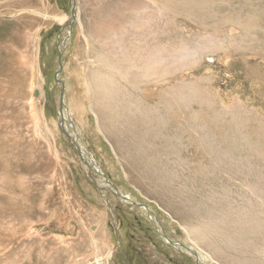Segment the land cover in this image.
Here are the masks:
<instances>
[{
	"label": "rangeland",
	"instance_id": "rangeland-1",
	"mask_svg": "<svg viewBox=\"0 0 264 264\" xmlns=\"http://www.w3.org/2000/svg\"><path fill=\"white\" fill-rule=\"evenodd\" d=\"M76 2L70 30L73 0H0V264H89L97 253L100 264H198L165 241H189L199 222L187 215L264 217V0ZM152 54L168 58L155 81L141 72ZM100 74L121 106L151 91L144 119L130 105L133 141L144 134L143 148L125 143L133 156L107 132L120 138L126 127L98 121L91 91ZM163 97L180 104L178 115H167ZM70 122L106 177L81 158L64 131L76 136ZM244 229L232 227L230 253L264 264L261 227Z\"/></svg>",
	"mask_w": 264,
	"mask_h": 264
},
{
	"label": "bare ground",
	"instance_id": "bare-ground-1",
	"mask_svg": "<svg viewBox=\"0 0 264 264\" xmlns=\"http://www.w3.org/2000/svg\"><path fill=\"white\" fill-rule=\"evenodd\" d=\"M77 17V16H76ZM86 37V36H85ZM187 45V44H185ZM161 52V51H160ZM176 52V51H175ZM101 53V52H100ZM178 55L175 56V54L170 56L171 62L173 63L174 59L177 57ZM147 58V57H145ZM167 57H165V55L163 56H158L156 57L155 54H152V56H150L147 61L142 65L141 67V72H143V75L148 76L149 80H154L160 75V74H164L163 72L158 71L157 69V65L158 63L161 61L163 62H167ZM104 60V59H103ZM106 60V59H105ZM102 61V60H101ZM141 62V61H140ZM100 63V62H99ZM101 65V64H100ZM111 66V65H110ZM122 66V65H121ZM160 66V65H159ZM163 66V65H162ZM100 67V66H99ZM102 67V66H101ZM104 67V66H103ZM109 67V66H108ZM116 67V66H115ZM114 67V68H115ZM106 68V67H105ZM137 68V67H136ZM164 68V67H163ZM102 69V68H101ZM100 70V69H99ZM112 70V69H111ZM106 71V70H105ZM109 71V69H108ZM102 73V72H101ZM139 73V72H138ZM111 74H113V72H111ZM107 75V74H106ZM118 75V74H117ZM110 76V75H109ZM113 76V75H112ZM163 76V75H162ZM100 78V79H104V81L100 80V81H94L93 82V86H92V93L94 94V99L96 101L95 105L97 107V110L99 112L100 118L98 116V121L100 119V124L103 126L105 125V122L108 124V126L114 127V125H118L117 123L120 122L119 124H122L124 127H126L127 129V133L124 136H121L120 138H118L117 136L114 135V133L111 132V130L107 131L108 133L110 132V134L112 135L113 139H114V143L116 144V148L125 156L130 155L133 156L131 153V150H134L135 147L139 146L140 148L142 146H140V143L144 141V134H141V136H137L138 138H136L137 143H135L133 141V136H132V130H133V124H134V119H135V112L132 111V107L130 106L131 104L135 105L134 107H136V111L139 109L140 113H142L141 117L142 119H144L146 117V112L144 109H141V105L142 103H144L147 95H151V91H148V89L144 88L141 89V92L139 94V97L137 99H134L132 95H128V99H127V95L125 96V98L123 100L127 102L126 105L121 106L120 102L122 101L120 99V97L117 95V90H116V84L110 80L109 78L103 76V75H96V78ZM139 78V77H138ZM90 81V80H89ZM160 81V80H159ZM152 82V81H151ZM128 83V82H127ZM126 83V84H127ZM170 84V83H169ZM89 85V83H88ZM92 85V84H91ZM120 85V84H119ZM187 85V84H186ZM118 86V85H117ZM170 86V85H169ZM169 86H167L166 88H168ZM89 87V86H87ZM174 86H170L168 88V90L173 89ZM87 89V88H86ZM91 89V88H90ZM127 89V88H126ZM125 89V90H126ZM120 90V89H119ZM88 91V90H87ZM171 92V91H170ZM172 93V92H171ZM124 96V95H123ZM166 97V96H165ZM165 97H163V102L165 104V107H167V109L169 110L167 112V115L169 116H173V115H178V113L176 112V107H179L178 103H176V106H173L170 103L165 101ZM181 97V96H179ZM174 103V102H173ZM202 103V102H201ZM200 103V104H201ZM203 104V103H202ZM206 104V103H205ZM204 105V104H203ZM202 106V105H201ZM200 106V107H201ZM32 107V106H31ZM204 107V106H203ZM201 107V108H203ZM187 108V107H186ZM94 109V108H93ZM187 111V110H186ZM32 114H34V116H32L33 120L36 122L38 120V114L37 112L34 110V108H32L31 110ZM139 112V111H138ZM173 113V115H172ZM151 123L154 122V117L153 115H149L147 117ZM175 120V119H174ZM217 120V119H216ZM218 121V120H217ZM115 125V126H116ZM120 127V126H119ZM108 128V127H106ZM107 129H105L106 131ZM125 132V130H124ZM132 132V133H131ZM221 132V131H220ZM109 134V135H110ZM216 134V133H214ZM217 136V135H216ZM214 140V139H213ZM139 142V143H138ZM214 142V141H212ZM125 143L132 145L133 144V149L130 148L131 150L129 151V153L126 151V147L124 146ZM139 144V145H138ZM145 146V145H144ZM125 148V149H124ZM143 148V147H142ZM124 149V150H123ZM139 149V148H138ZM142 150V149H141ZM136 152V151H135ZM86 153V152H85ZM85 153L83 152V156H85L86 158H88ZM124 156V157H125ZM90 157V156H89ZM89 160H92L93 162L94 159L92 158H88ZM126 159V158H125ZM129 159V158H128ZM130 160V159H129ZM96 164V163H95ZM234 165V164H232ZM230 166V165H229ZM98 170H100V168L98 167V165L95 166ZM234 167V166H232ZM236 168H238L236 166ZM101 171V170H100ZM239 171V170H238ZM237 173V172H236ZM240 173V172H239ZM248 173V172H247ZM102 178H104L102 176ZM108 181V180H107ZM238 188V187H237ZM116 192L118 193L119 197L122 198V200L126 203H133V204H137L140 207L144 208L147 211H151L149 206L143 204V203H139L138 201L133 200V198L129 195V194H125L123 193L119 188H116ZM123 195V197H122ZM125 197V198H124ZM260 199V198H259ZM252 204V203H251ZM188 205V204H186ZM190 205L189 204V210L190 209ZM192 205L196 206L197 204L194 202L192 203ZM191 205V207H192ZM204 206V205H203ZM252 206V205H251ZM187 207V206H186ZM206 207V206H205ZM252 208V207H251ZM256 208V207H255ZM187 209V208H186ZM249 209V208H248ZM188 210V211H189ZM198 210V208H197ZM200 210V208H199ZM207 210V209H205ZM204 210V211H205ZM242 210V209H241ZM247 211V210H246ZM251 212V210H249ZM195 212L194 210H192V213ZM209 212H211V210L209 209ZM243 212V211H242ZM248 212V211H247ZM261 212V211H260ZM252 213V212H251ZM255 213V212H254ZM196 214V213H194ZM200 214V213H199ZM262 214V213H261ZM206 215V214H205ZM257 215H259L257 213ZM208 216V215H207ZM253 216H244V217H235L236 220H230L228 215H225L226 218L221 217V218H212L211 216L205 218V221H202L199 219L200 218H194L192 215L188 216L187 215V221H197L199 222V226L194 227V226H190L187 228L188 230V239L189 241H191V243L186 239H172L168 236V234H164L165 236V241L169 242L171 244H173L174 246H176L179 249H182L184 251H186L187 253H189L190 255L194 256L196 262L198 264H202L200 263V260L203 262H206L208 264H211V261H214V259H217L218 257H222L221 259H217V262L220 263H224V264H251L253 262H249L247 259L244 261L242 259H239L237 256V253L235 254H231L230 250L232 249L234 242L236 241V237L232 234H230V231L232 230H236L237 234H243L244 232V228L245 226L249 225V226H259L262 229V233L260 236V241H262V244L264 245V217H254ZM150 217V216H149ZM186 218V216H185ZM152 222L154 221L156 224V227L158 226L157 224V220H155V218H151ZM186 222V221H185ZM184 223V222H183ZM227 223V227L225 226V224ZM235 226H239V228L236 227V229H234ZM248 228V227H246ZM186 229V228H185ZM254 229V228H253ZM257 229V228H255ZM260 229V230H261ZM252 230V229H251ZM235 231V232H236ZM233 232V233H235ZM249 232V230H248ZM252 232V231H250ZM249 232V233H250ZM258 232V231H257ZM261 232V231H259ZM248 233V234H249ZM255 233V232H254ZM251 234V233H250ZM249 234V235H250ZM256 234V233H255ZM244 235V234H243ZM254 235V234H253ZM239 236V235H238ZM243 237V236H242ZM246 237V236H245ZM248 237V236H247ZM259 237V236H258ZM238 238V237H237ZM240 238V237H239ZM251 238V237H248ZM99 242V241H98ZM97 242V243H98ZM241 244L243 245V247H247L250 244L249 240H244L242 241L241 239ZM252 244V243H251ZM260 244V245H262ZM100 245V244H98ZM253 246V245H251ZM239 247V246H238ZM241 247V246H240ZM250 247V245H249ZM235 248V247H234ZM205 249V250H204ZM226 249L229 251V253H227ZM246 249V248H245ZM252 249V248H251ZM254 249V248H253ZM257 249V248H255ZM264 249V248H263ZM97 251V250H96ZM107 251V250H106ZM207 253V254H206ZM103 253H97L96 254V259L94 261H91L89 264H100V260H97L103 256H100ZM99 255V256H98ZM109 255V253H108ZM253 257V256H252ZM254 258V257H253ZM103 261V260H102ZM205 263V264H206Z\"/></svg>",
	"mask_w": 264,
	"mask_h": 264
},
{
	"label": "water",
	"instance_id": "water-1",
	"mask_svg": "<svg viewBox=\"0 0 264 264\" xmlns=\"http://www.w3.org/2000/svg\"><path fill=\"white\" fill-rule=\"evenodd\" d=\"M76 0H73V6H72V10H71V13H72V20L71 22L69 23V28L70 30L73 29L76 21H77V17H76ZM62 58H63V51L61 48H59V51H58V59H59V70L58 72L56 73V81L59 83L60 85V105H61V112L63 114V106L65 105V102H64V96H65V83L58 77V75L63 71V62H62ZM63 118L64 120H66L67 118H65L64 114H63ZM72 128L74 129V133H75V137L72 135V133L70 131H67L66 129H64L65 133L67 134V136L70 138V140L74 143L76 149L78 150L81 158L83 159V161L85 162L86 165H88V167L91 169V170H94L98 175L100 176H103V177H106L104 172L98 170L95 166V162H93L92 160L90 161L88 158H86L85 156H83V149L80 147V144H79V139H78V133L76 132V129L74 127V125L70 122ZM96 182V181H95ZM113 185V184H112ZM97 186L100 187L97 183ZM115 187V186H113ZM123 197V195H122ZM125 198V197H124Z\"/></svg>",
	"mask_w": 264,
	"mask_h": 264
}]
</instances>
